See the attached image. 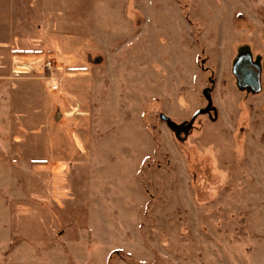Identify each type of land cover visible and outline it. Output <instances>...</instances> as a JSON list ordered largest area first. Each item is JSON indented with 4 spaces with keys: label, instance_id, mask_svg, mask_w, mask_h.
<instances>
[{
    "label": "rangeland",
    "instance_id": "1",
    "mask_svg": "<svg viewBox=\"0 0 264 264\" xmlns=\"http://www.w3.org/2000/svg\"><path fill=\"white\" fill-rule=\"evenodd\" d=\"M96 15L76 53L22 55L4 89L21 162L0 179V264H264V0ZM210 100L187 131L161 118Z\"/></svg>",
    "mask_w": 264,
    "mask_h": 264
},
{
    "label": "crops",
    "instance_id": "2",
    "mask_svg": "<svg viewBox=\"0 0 264 264\" xmlns=\"http://www.w3.org/2000/svg\"><path fill=\"white\" fill-rule=\"evenodd\" d=\"M100 0H0V179L21 162L20 116L5 97L10 80H17L22 55L76 53L93 36ZM28 55V56H29ZM68 58V57H67ZM9 71L8 73H5ZM12 73H11V72ZM13 82V81H12ZM9 98V99H8ZM7 119V120H5ZM9 166L10 169H6ZM8 168V167H7ZM10 177V176H9ZM11 178V177H10ZM12 179V178H11ZM14 182V178L12 179ZM14 184V183H13ZM13 224L20 217V193H8ZM4 195L2 196V199Z\"/></svg>",
    "mask_w": 264,
    "mask_h": 264
},
{
    "label": "water",
    "instance_id": "3",
    "mask_svg": "<svg viewBox=\"0 0 264 264\" xmlns=\"http://www.w3.org/2000/svg\"><path fill=\"white\" fill-rule=\"evenodd\" d=\"M241 71H242L244 81L246 83L250 84L255 90H258L260 87L259 71L254 67L242 68ZM207 98L210 99V96L207 95ZM211 107H212V102L210 100L208 107L206 109H203V110L201 109V110L197 111L187 126L173 122L170 119V117L166 116L165 114H161V118L164 119L167 122V124L171 128H174L177 132L187 131L188 129L191 128L196 116L201 114V113H206L207 111H209L211 109Z\"/></svg>",
    "mask_w": 264,
    "mask_h": 264
}]
</instances>
